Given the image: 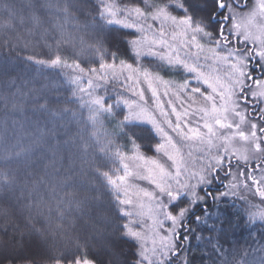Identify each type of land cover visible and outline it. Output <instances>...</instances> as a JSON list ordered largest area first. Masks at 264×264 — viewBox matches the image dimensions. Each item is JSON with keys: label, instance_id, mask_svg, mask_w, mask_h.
<instances>
[{"label": "trees", "instance_id": "1", "mask_svg": "<svg viewBox=\"0 0 264 264\" xmlns=\"http://www.w3.org/2000/svg\"><path fill=\"white\" fill-rule=\"evenodd\" d=\"M167 3L0 0V264H138L115 181L124 156L154 157L159 139L128 121L114 82L95 102L81 76L122 66L166 75L106 10L150 14ZM179 233L171 264H264V221L239 199L208 196Z\"/></svg>", "mask_w": 264, "mask_h": 264}, {"label": "snow or ice", "instance_id": "2", "mask_svg": "<svg viewBox=\"0 0 264 264\" xmlns=\"http://www.w3.org/2000/svg\"><path fill=\"white\" fill-rule=\"evenodd\" d=\"M152 20L153 55L165 72L186 74L177 82L145 73L157 85L154 98L161 86L168 97L157 99L154 126L156 151L171 168L153 162L160 179L152 183L162 195L151 197L163 237L167 224H182L188 214L182 203L206 205L213 182L227 179L222 186L229 191L251 184L264 202V0H168ZM182 175L191 178L181 181ZM154 254L157 264H171L179 252L162 240Z\"/></svg>", "mask_w": 264, "mask_h": 264}, {"label": "rangeland", "instance_id": "3", "mask_svg": "<svg viewBox=\"0 0 264 264\" xmlns=\"http://www.w3.org/2000/svg\"><path fill=\"white\" fill-rule=\"evenodd\" d=\"M155 12L156 10L150 14H145L139 10H132L120 13L109 7L106 10L110 22L133 28L138 32L140 36L134 41V49L138 56L141 57L144 55L150 59H154L164 68V65L158 57L153 55V51L149 47V38L156 30V25H154L152 20ZM150 25H152L151 29H149ZM156 51H158V49H156ZM145 73L153 75L161 74L159 72L134 69L130 66H122L119 68L107 67L106 69H102L101 72L91 75L85 74L81 77L86 82L84 86L85 95H88L89 98L95 102H99L97 96L98 91L107 83L114 82L113 91L119 89L121 90L120 94L126 97L123 103L127 108L128 121L146 124L154 130L159 139V134L156 132L154 126L157 122V116L159 115L157 99H159L161 103H167L168 97L163 95L164 88L161 86L159 88V96L154 98L153 92L157 91V85L146 78ZM185 76V73L173 70L171 72H166L163 78L179 82ZM176 106L180 108L179 104ZM261 106L264 107V105ZM153 162L171 168V164L167 160V157L161 152L157 151L154 157H147L139 151H134L122 158L123 174L115 181L116 192L120 196L124 213L128 216L126 225L128 235L138 243V264H157V256L154 254V250L160 246L162 240L168 245V251H177V235L180 234L179 232L183 222L187 216L193 212L195 207L189 204V206H187L189 212L183 219L182 224H167L163 230L165 235L163 237L160 235L161 228L157 220V213L153 210L155 207V200L151 199V197L155 195L156 199H160L162 194L157 191L156 185L152 183L153 179L157 182L160 179L158 175H154ZM223 175L224 174L221 173V177ZM190 178V175L187 178L183 175L180 177L181 181L185 182ZM219 179L218 177L217 180ZM229 179H231V177H229ZM224 181L226 185L229 183L227 179L222 180L220 183L213 182L210 187V196L216 197V201L230 198L246 202L252 207L256 217L264 221V202L261 201V197L256 193L255 188L251 184L244 187L243 182L238 181L241 183L239 190L229 191L224 187L222 191L213 193L211 189L218 188V184L221 185ZM192 182L195 183L194 180ZM176 187H178V185L174 184L173 188L175 189ZM226 191L227 195L221 198V194ZM146 193L148 195H145ZM199 195L202 196L203 193ZM167 199L168 197L166 195L163 196L164 201H167ZM133 233H135V235H133ZM29 243L30 242H26V245L28 246ZM178 260L181 259L178 258Z\"/></svg>", "mask_w": 264, "mask_h": 264}]
</instances>
